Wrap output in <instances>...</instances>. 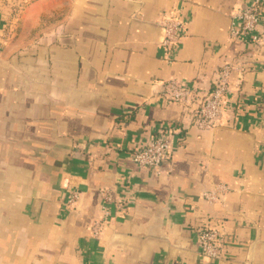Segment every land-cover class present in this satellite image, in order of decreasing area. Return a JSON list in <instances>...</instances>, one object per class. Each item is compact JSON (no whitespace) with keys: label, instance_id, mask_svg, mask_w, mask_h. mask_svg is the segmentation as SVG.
<instances>
[{"label":"crops","instance_id":"0c3cea01","mask_svg":"<svg viewBox=\"0 0 264 264\" xmlns=\"http://www.w3.org/2000/svg\"><path fill=\"white\" fill-rule=\"evenodd\" d=\"M10 1L0 0V264H264V44L229 38L231 11L250 0H24L17 16ZM169 10L187 34L166 57L157 21ZM243 59L214 128L155 90L176 78L207 94L221 65ZM155 133L170 138L159 171L132 160ZM220 184L221 198L205 196ZM101 190L116 197L108 216ZM207 217L228 232L223 259L200 255Z\"/></svg>","mask_w":264,"mask_h":264},{"label":"built area","instance_id":"2783aa9c","mask_svg":"<svg viewBox=\"0 0 264 264\" xmlns=\"http://www.w3.org/2000/svg\"><path fill=\"white\" fill-rule=\"evenodd\" d=\"M21 8V3L17 10ZM15 14V13H14ZM158 24L163 27L160 41L166 57H171V52L179 40L187 34L185 22L174 10L163 11L158 19ZM229 38L233 41L244 42L256 46L264 44V0H250L238 4L231 11V24ZM247 61L238 63L227 62L217 70V77L213 88L204 95H199L188 86L183 85L176 78L157 82L155 90L159 88L170 100L188 108L194 125L201 129H210L218 126L227 111L233 93L239 89L243 80ZM170 157V138L167 134H153L144 144L137 146L132 152V160L142 168L159 171L163 163ZM228 186L218 185L216 190H209L205 196L210 200L223 196ZM102 208L106 216L109 214L108 204L115 201L116 197L108 190H101ZM80 197L77 189L69 190L66 206H73ZM118 206L126 208L128 201L118 200ZM107 218H100L92 226L97 236L98 229L106 223ZM200 255L208 260H218L225 257V243L228 232L220 222L207 217L197 230Z\"/></svg>","mask_w":264,"mask_h":264},{"label":"rangeland","instance_id":"374dc122","mask_svg":"<svg viewBox=\"0 0 264 264\" xmlns=\"http://www.w3.org/2000/svg\"><path fill=\"white\" fill-rule=\"evenodd\" d=\"M28 1V0H26ZM24 0H11L10 1V8L9 11L12 12V13H15V15L17 16L19 14V12H21L23 9H24V6H23V2H26ZM21 3V8L17 10V7L18 5Z\"/></svg>","mask_w":264,"mask_h":264}]
</instances>
